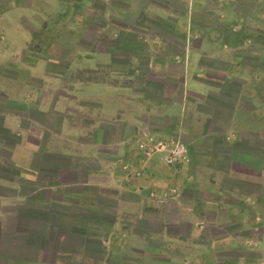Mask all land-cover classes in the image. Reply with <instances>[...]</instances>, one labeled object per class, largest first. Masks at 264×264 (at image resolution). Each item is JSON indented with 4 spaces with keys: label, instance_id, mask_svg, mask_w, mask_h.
<instances>
[{
    "label": "crops",
    "instance_id": "crops-1",
    "mask_svg": "<svg viewBox=\"0 0 264 264\" xmlns=\"http://www.w3.org/2000/svg\"><path fill=\"white\" fill-rule=\"evenodd\" d=\"M75 257L264 264V0H0V264Z\"/></svg>",
    "mask_w": 264,
    "mask_h": 264
},
{
    "label": "built area",
    "instance_id": "built-area-1",
    "mask_svg": "<svg viewBox=\"0 0 264 264\" xmlns=\"http://www.w3.org/2000/svg\"><path fill=\"white\" fill-rule=\"evenodd\" d=\"M134 146L136 151L145 155L160 151L162 153L161 161L168 167L184 165L188 161L186 147L176 137L169 138L163 142L151 137H146L144 140L136 139ZM178 196L179 191L177 187L168 188L159 194L149 193V198L157 202H163L170 198H177Z\"/></svg>",
    "mask_w": 264,
    "mask_h": 264
},
{
    "label": "rangeland",
    "instance_id": "rangeland-1",
    "mask_svg": "<svg viewBox=\"0 0 264 264\" xmlns=\"http://www.w3.org/2000/svg\"><path fill=\"white\" fill-rule=\"evenodd\" d=\"M91 34H92V33H91ZM7 210H8V212L11 213V212L14 211V210L17 211V208H14V209H13L12 207H9V208H7ZM6 226L8 227L9 230L12 229V226L15 227V225H6ZM16 227L18 228V225H17ZM47 243H48V246H47V247H50V244H51L50 241H47ZM53 258H54V257L44 256V257H43V260H46V259H47V260H50V259H53ZM59 258H60V257H59ZM61 259L64 260L63 258H60V260H61ZM75 263H76V264H83V258L81 259V258H79V257H75Z\"/></svg>",
    "mask_w": 264,
    "mask_h": 264
}]
</instances>
